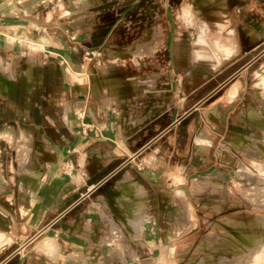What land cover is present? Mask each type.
I'll return each mask as SVG.
<instances>
[{
	"label": "rangeland",
	"instance_id": "374dc122",
	"mask_svg": "<svg viewBox=\"0 0 264 264\" xmlns=\"http://www.w3.org/2000/svg\"><path fill=\"white\" fill-rule=\"evenodd\" d=\"M224 47L234 51L226 56ZM0 65L12 73L9 93L0 96V264H61L66 248L48 245L52 223L41 216L42 197L32 201V182L15 170L20 147H30L31 157L48 170L54 165L55 175L67 178L74 163L70 157L60 159L59 136L68 119L71 131L82 132L81 95L89 96L87 105L97 102V95L106 104L105 91L98 89L116 79L124 90L133 78L151 84L158 70L164 104L174 100L180 109L188 108L206 89L198 85L215 71L216 82L236 73L233 81L241 86L230 117L251 106L262 111L264 0H0ZM26 72L32 74L29 91ZM182 118L187 122V115ZM237 124L246 136L264 134L258 125L241 119ZM221 145L215 157L228 164L231 196L253 202L255 214L264 218V158L242 151L232 156L229 144ZM172 173L160 179V199L162 191L177 192L180 179ZM199 176V182L207 178ZM177 224L171 217L160 218V246H111L108 255L97 256L104 264H264L259 251L264 238L251 251L217 246L211 238L189 246L185 236V246L174 250ZM95 261L89 257L84 263Z\"/></svg>",
	"mask_w": 264,
	"mask_h": 264
},
{
	"label": "crops",
	"instance_id": "0c3cea01",
	"mask_svg": "<svg viewBox=\"0 0 264 264\" xmlns=\"http://www.w3.org/2000/svg\"><path fill=\"white\" fill-rule=\"evenodd\" d=\"M215 73L198 85L206 89L187 109H180L178 101L173 100L171 105L160 102V70L151 75L156 76L151 84L137 78L140 84H134L133 78L124 90L116 79L98 89L105 91L106 104L97 95L94 97L99 100L87 105L89 96L81 95L86 113L79 118L82 132L71 131L68 119L65 134L59 136L63 142L60 159L70 157L74 163L67 178H58L54 165L48 170L37 157H31L30 147H20L15 170L32 182L28 186L34 192L32 201L42 197L41 216L52 223L48 245L66 248L60 254L61 264H86L89 257L96 260L93 264H104L97 252L106 256L111 246H160V218L164 217L178 220L174 250L185 246V236L189 237V246H198L205 234L264 235V228L248 225L260 217L255 214L254 203L243 196H231L226 185L228 164L224 158L215 157L216 148L222 150L223 142L232 148V156H239L244 146L232 135L246 136L237 124L240 114L229 115L241 88L233 81L236 73L220 83ZM184 115L187 122H183ZM167 117L170 119L165 121ZM228 136L230 143L226 141ZM169 171L180 179L177 192L162 191L160 199V179L167 178ZM199 175L207 178L199 182ZM194 182L209 188L212 194L195 197L191 192ZM19 184L24 190L25 184ZM226 220L239 226H230ZM259 248L264 255V246ZM50 253L53 257V248Z\"/></svg>",
	"mask_w": 264,
	"mask_h": 264
},
{
	"label": "bare ground",
	"instance_id": "6f19581e",
	"mask_svg": "<svg viewBox=\"0 0 264 264\" xmlns=\"http://www.w3.org/2000/svg\"><path fill=\"white\" fill-rule=\"evenodd\" d=\"M200 42H202V41H200ZM233 51H234V49H232V48L224 47V52H225L226 56L231 55ZM186 72H188V69H186ZM11 77H12V73H11V70H10L9 66L7 65L6 67H3V66L0 65V96H4V95L9 93ZM31 84H32V74H31V72L30 73L26 72V81H25L26 88L30 89ZM134 84H140V81L136 79V80H134ZM109 102H111L110 98H109ZM262 104L264 105V100L262 101ZM239 118L242 121L247 122V123H249L251 125L260 126L263 129V131H264V109H262V111H256L254 109V107L251 106L247 111H242L240 113ZM200 135L202 137H204V133L201 132ZM235 139L237 140L238 144L241 143V144H245L246 145V149L242 150L243 154H245L247 156H255L257 159H263L264 158L263 155H260V153H264V134L262 135V137L260 139H256L254 137H249V136H245L244 137V136H240V135H235ZM199 144H197V146ZM23 155H25L24 152H23ZM25 157L26 156H24V158ZM29 164H32V162H29ZM217 190H216V192H217ZM191 192H192V194L195 197H209L212 194L210 192L209 188H204L198 182H194L191 185ZM59 207H62V203L59 204ZM225 223H227V224H229L231 226L238 225V222L233 221V220H231V221L226 220ZM256 223H259V224H261L262 227H264V218L257 217L254 221L249 222L248 225H254ZM207 238H211L212 241L214 240V243L217 246H224L226 248H232V249H236V250H243L245 248L248 249L249 246H253V244H255V242H259V240L263 241L264 236L263 235H245V234H240V235H237V236H235V235L218 236L216 234H205L203 236V240L207 239ZM165 249L167 250L168 247H165ZM258 261L259 260H257L256 262H258Z\"/></svg>",
	"mask_w": 264,
	"mask_h": 264
},
{
	"label": "built area",
	"instance_id": "2783aa9c",
	"mask_svg": "<svg viewBox=\"0 0 264 264\" xmlns=\"http://www.w3.org/2000/svg\"><path fill=\"white\" fill-rule=\"evenodd\" d=\"M88 129V128H87ZM89 130H91L90 128H89ZM92 189V188H91Z\"/></svg>",
	"mask_w": 264,
	"mask_h": 264
}]
</instances>
